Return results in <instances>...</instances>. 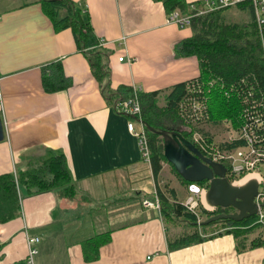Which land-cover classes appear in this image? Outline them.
I'll use <instances>...</instances> for the list:
<instances>
[{
	"label": "crops",
	"instance_id": "crops-1",
	"mask_svg": "<svg viewBox=\"0 0 264 264\" xmlns=\"http://www.w3.org/2000/svg\"><path fill=\"white\" fill-rule=\"evenodd\" d=\"M76 1L110 51L104 79L110 90L72 28L56 27L41 0H0V116L6 129L0 174L61 150L77 187L72 197L24 191L20 216L0 223V264H264V246L239 252L232 233L172 250L161 207L144 204L156 198L158 186L170 200L182 201L188 184L173 177L167 159L156 176L128 128L130 119L138 127L140 120L116 102L129 87L163 94L200 75L198 56L178 52L192 34L190 25L169 21L162 0ZM232 7L246 14L238 5L226 11ZM58 61L70 83L48 91L44 69ZM105 232L111 237L98 258L87 260L84 242ZM32 237L39 240L31 243Z\"/></svg>",
	"mask_w": 264,
	"mask_h": 264
},
{
	"label": "trees",
	"instance_id": "trees-1",
	"mask_svg": "<svg viewBox=\"0 0 264 264\" xmlns=\"http://www.w3.org/2000/svg\"><path fill=\"white\" fill-rule=\"evenodd\" d=\"M41 1L56 27L72 28L78 47L87 54L94 74L103 83L102 85H105V91L106 89L110 90L108 88L110 82L104 80L109 73L105 60L110 51L96 34L88 10L76 0ZM162 1L168 14L176 9L182 12L191 11V4L188 0ZM237 5L249 14L248 21L228 20L225 13L229 7L196 14L191 19L192 34L182 40L178 46V52L181 55L194 54L198 56L201 72L198 77L191 80L202 81L205 93L207 87L205 81L208 82L215 77L221 79L216 85H208L210 88L207 91L210 114L207 110V120H212L211 122L215 124L228 117L237 127H240L242 109L245 105L244 99L248 90L253 93L254 97L263 99L264 108V44L252 1L244 0ZM191 80L176 83L165 95L164 106L157 103L163 89L142 91L143 119L161 128V125H164L159 120L162 113L170 114L172 118L176 117L180 102L193 94L188 88ZM43 81L48 91H55L67 87L70 78L65 74L62 62L58 61L56 64L45 66ZM221 82L224 86H221ZM231 85L235 91L231 95H227L225 87ZM125 90V94H127L132 88L129 87ZM205 100H207L206 95ZM148 130L151 161L157 176L162 167V160L167 158L161 135ZM183 133L192 139L191 133L188 131H183ZM205 139L209 144H214L213 140ZM260 140L264 147V128L260 134ZM244 144L243 138H234L221 145L237 147ZM202 150L206 153L204 149ZM172 165L174 168V164ZM174 170L183 182H191L182 177L176 168ZM198 182L203 185L206 183L205 181ZM48 190L57 191L63 196H74L77 193L75 179L68 165L66 154L61 150H49L44 157L27 161L24 167L20 166L16 170L0 174V223L20 216L24 191L26 194L32 195ZM157 191L166 222L170 249L188 246L224 233L234 234L239 252L264 246V224L257 222V215L245 217L242 220L220 218L209 223L199 224L196 222L197 214L182 201L170 200L159 186ZM171 192L176 198L175 189L172 188ZM203 210L207 212L208 216L225 209L221 207L214 211L207 208H203ZM218 224L222 225L217 230L214 228L210 230L211 225L218 226ZM258 227H263V232L251 236ZM110 237L111 233L105 232L86 240L84 242L85 258L87 260L98 258L97 253L100 245L106 243Z\"/></svg>",
	"mask_w": 264,
	"mask_h": 264
},
{
	"label": "built area",
	"instance_id": "built-area-1",
	"mask_svg": "<svg viewBox=\"0 0 264 264\" xmlns=\"http://www.w3.org/2000/svg\"><path fill=\"white\" fill-rule=\"evenodd\" d=\"M241 1L244 0H196L190 3V12H182L181 10L176 9L169 13L168 19L171 22H176L184 26L190 25L192 17L196 14L237 5ZM251 1L254 7L256 21L261 30V34L264 35V0ZM101 42L105 44L104 40H101ZM119 58L123 60L125 56L120 55ZM134 59L136 58H129L130 61H133ZM191 81L192 82L188 84V88L193 94L187 97V100L191 101L190 103H187L190 110L188 113L194 115L200 111L199 116H207V103L205 100L206 93L203 88V82L200 80ZM141 92L142 89L140 87L133 86L129 93L120 96L116 102V108L133 115L140 120V126L138 127L136 122L133 119H130L128 122V128L138 137L144 156L151 157L149 128L144 123L143 119ZM262 100L263 99L261 98L254 97L253 93L248 90L244 99L245 105L242 109V125L239 129V136L235 137L243 138L245 140L244 145L228 147L216 143L209 144L203 135L195 136L193 139L200 144L199 146L194 141L201 150H205L206 155L214 160L222 161L227 165V175L232 182L236 183L247 176V180L250 178H256L259 181V191L255 197V200L258 203V212L256 215L258 217L257 222L264 224V147L260 143L262 141L260 140V134L264 128V108ZM2 102V94L0 90V106H2ZM199 138L201 139L199 140ZM207 189L208 186L195 181H191L188 184V190L190 193L183 203L197 214L198 220H202L200 218L199 206L201 202H204L203 200L206 197ZM144 204L147 206L161 207L160 197L156 195L154 200L146 199L144 200ZM37 240H39L38 237L30 238L31 243ZM35 251L36 248L31 247L30 255L32 256ZM30 261L32 260L30 259Z\"/></svg>",
	"mask_w": 264,
	"mask_h": 264
},
{
	"label": "water",
	"instance_id": "water-1",
	"mask_svg": "<svg viewBox=\"0 0 264 264\" xmlns=\"http://www.w3.org/2000/svg\"><path fill=\"white\" fill-rule=\"evenodd\" d=\"M147 127L163 137L164 153L174 164L182 177L189 181H205L208 185L207 201L213 206H233L234 211H220L208 215L199 224L209 223L220 218L242 220L256 215L258 203L255 200L259 191V181L250 178L243 184H236L227 175L228 167L222 161L206 155L199 146L179 129L158 128L144 120ZM6 137L5 122L0 116V141Z\"/></svg>",
	"mask_w": 264,
	"mask_h": 264
},
{
	"label": "rangeland",
	"instance_id": "rangeland-1",
	"mask_svg": "<svg viewBox=\"0 0 264 264\" xmlns=\"http://www.w3.org/2000/svg\"><path fill=\"white\" fill-rule=\"evenodd\" d=\"M233 6H236V5H233ZM232 8H234V7H232ZM247 14H248L247 12H246V14L244 12H239L238 8L227 10L226 13H225V15H226L228 20L237 19L238 21H241V20L245 19L249 15V14L248 15ZM219 80H221L220 77L219 78L215 77V78H212L211 80H208V82L205 81L206 85H207V87H206V96H207V100H206L207 104H206V106H207L208 112H209V109H208L209 101H208L207 91L210 89L208 87V85H216V84H218ZM221 86H224V84H222V82H221ZM234 91H235V89L233 88L232 85L225 87V93L227 95H231ZM166 94H167V92H164L163 94H161L159 96V98L157 100L158 105H160V106H164L165 105V103H166L165 95ZM190 102L191 101L187 100V98H185L182 101V103L180 102V105L177 108V116L174 117V118H172V116L170 114L164 115V113H162L161 117H159V120L164 125H161V126L162 127H167V128H172V129L173 128L174 129H179L180 131H182V133H183V131H186V132L188 131L189 133H191L190 136L192 137V140H193V138L195 136H200V135L202 136L203 135L204 138L211 139L216 144H223V143L228 142V141L232 140L233 138L239 136L240 127L238 126L239 127L238 128L234 124V122L231 120V118L226 117V118L222 119L220 122L214 124L213 122H211L212 120H207V116L208 115L207 116L206 115L205 116H199V114H200L199 112L200 111H198L194 115L189 114L188 111H190V110H189V106H188L187 103H190ZM209 114H210V112H209ZM200 139L201 138H199V140ZM193 141H195V139ZM196 143L200 146V144L197 141H196ZM170 168H171L172 172L174 173L175 172V170H174L175 167L173 168V165L171 164ZM173 177L179 179V175H177L176 172L173 174ZM244 178H242L243 180L241 182H243L245 180ZM187 184H189V183H187ZM204 185L208 186L207 183H205ZM179 192L182 193L181 190H179ZM189 193L190 192L188 191V194ZM185 195H187V193ZM185 195H184L185 198L184 197L180 198L183 202H185L186 197H187ZM68 197H72V196H68ZM204 202H201V204L199 206V213H200V218L201 219H204L207 216V212H204L203 208H207L210 211H214V210H216L217 207H219V206H213V205L211 207H208V206H206L207 200H205ZM221 225L222 224H218V226H216V225L212 226L211 225L210 226V230H212L213 228L215 230H217L218 227L221 226ZM260 232L261 233L263 232V227L256 228L252 232L251 236H256V235L260 234ZM217 236H220V235H217ZM236 243H237V240H236ZM258 247L261 250L263 249L262 246H257V248Z\"/></svg>",
	"mask_w": 264,
	"mask_h": 264
},
{
	"label": "bare ground",
	"instance_id": "bare-ground-1",
	"mask_svg": "<svg viewBox=\"0 0 264 264\" xmlns=\"http://www.w3.org/2000/svg\"><path fill=\"white\" fill-rule=\"evenodd\" d=\"M247 178H248V176L244 178L245 180H244L243 182H241V181L243 180V179H241V180L237 181L236 184H237V183H238V184H243V183H245V182L247 181ZM239 182H240V183H239ZM205 200H207V198H205L203 201H205ZM204 203H205V202H204ZM206 206L211 207L212 205L207 201Z\"/></svg>",
	"mask_w": 264,
	"mask_h": 264
},
{
	"label": "flooded vegetation",
	"instance_id": "flooded-vegetation-1",
	"mask_svg": "<svg viewBox=\"0 0 264 264\" xmlns=\"http://www.w3.org/2000/svg\"><path fill=\"white\" fill-rule=\"evenodd\" d=\"M219 208H221L220 206L216 208V210H218ZM225 210L224 211H234L236 208L233 206H228V207H223ZM221 210H219L218 212H220Z\"/></svg>",
	"mask_w": 264,
	"mask_h": 264
}]
</instances>
